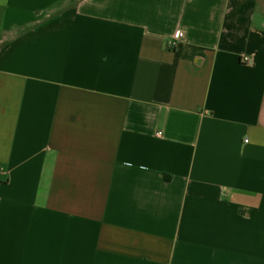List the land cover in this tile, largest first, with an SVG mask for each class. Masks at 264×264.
Returning a JSON list of instances; mask_svg holds the SVG:
<instances>
[{
  "label": "crops",
  "instance_id": "1",
  "mask_svg": "<svg viewBox=\"0 0 264 264\" xmlns=\"http://www.w3.org/2000/svg\"><path fill=\"white\" fill-rule=\"evenodd\" d=\"M0 264H264V0H0Z\"/></svg>",
  "mask_w": 264,
  "mask_h": 264
},
{
  "label": "built area",
  "instance_id": "2",
  "mask_svg": "<svg viewBox=\"0 0 264 264\" xmlns=\"http://www.w3.org/2000/svg\"><path fill=\"white\" fill-rule=\"evenodd\" d=\"M183 37H184L183 32H176V34L172 37V39L168 43L169 48H173V49L176 48L179 40L182 39ZM251 61H252V59L248 56L242 57V63L243 64H250Z\"/></svg>",
  "mask_w": 264,
  "mask_h": 264
}]
</instances>
